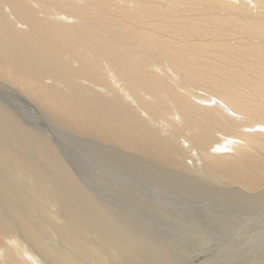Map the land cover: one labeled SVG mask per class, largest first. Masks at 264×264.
<instances>
[{
    "label": "bare ground",
    "instance_id": "bare-ground-1",
    "mask_svg": "<svg viewBox=\"0 0 264 264\" xmlns=\"http://www.w3.org/2000/svg\"><path fill=\"white\" fill-rule=\"evenodd\" d=\"M0 264H264V0H0Z\"/></svg>",
    "mask_w": 264,
    "mask_h": 264
},
{
    "label": "rangeland",
    "instance_id": "rangeland-1",
    "mask_svg": "<svg viewBox=\"0 0 264 264\" xmlns=\"http://www.w3.org/2000/svg\"><path fill=\"white\" fill-rule=\"evenodd\" d=\"M18 104L19 107H16L18 109L17 110L15 109L18 114V121L23 125H25L29 130H31L34 133L49 132L47 137L51 138L55 152H57L60 158H62L61 160H63L67 164L70 173L76 175L74 177L75 181L76 182L79 181L81 177L86 178L84 179L85 180L84 182L88 184V186L84 185L83 183H80V186H82L83 189L81 190L85 191L86 193H92L91 190H95L96 188L95 185L96 178H93L95 175L94 173H96V165L89 164V162L93 160L90 159L89 158L90 155H88L90 145L81 144V142L78 141V139H73L71 138V136H69L68 138H64L63 136H61L62 134H58L59 135L58 136L56 134V131H58V129L55 131V129L51 127L53 123L50 120V118H48V116L42 115V113L39 110L35 111V110L27 109L22 102ZM18 147H20L18 148L19 150L24 151L25 154L28 155L31 154L30 156L32 157L34 155H38L36 154V152L32 150H28L25 147L23 148V146H18ZM100 158L108 159V156L107 157L103 156ZM56 173L58 174H54V176L60 175L61 171L58 172L56 171ZM90 188L91 190H89Z\"/></svg>",
    "mask_w": 264,
    "mask_h": 264
}]
</instances>
